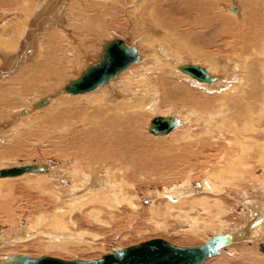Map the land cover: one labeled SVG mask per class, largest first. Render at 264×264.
<instances>
[{
    "label": "bare ground",
    "instance_id": "6f19581e",
    "mask_svg": "<svg viewBox=\"0 0 264 264\" xmlns=\"http://www.w3.org/2000/svg\"><path fill=\"white\" fill-rule=\"evenodd\" d=\"M80 1L83 3V0ZM136 1L138 4L145 3V6L146 4L150 5L148 10L144 9L145 15L142 10L138 13L139 15L136 14V17L138 16L137 28L133 31L129 30V32L126 30L129 33L127 36L121 37L119 34L118 36L114 35L106 38L107 40L104 39L105 41L104 43L101 42V45L96 43L97 35L94 38V31L89 30L88 23L94 15L103 16L107 11L109 12V7H111L110 0L84 1L87 8L91 10L92 16L86 11H83L84 13L86 12V15L81 13L79 9L82 7H77L78 5L80 6V4H77L79 2L74 4V1L70 3V0H0L1 5L15 9L13 10L15 11L14 14L9 12L10 15H5L6 17L0 22V131L1 128H4L3 130L6 129V131L17 130L34 110L38 111L45 106L54 107L53 109L55 110L51 112L59 109L61 112L59 113L58 110V114L49 119L50 126L46 123L49 127L45 130L46 133L42 137L46 138L45 140L53 141L56 147L58 146L61 149L60 151L68 153V157L71 156L70 158L67 157L63 166L70 165L72 173L70 172V177H66L67 174H64L65 172H58L60 169L62 170L60 167L61 163L59 169L49 165V163H47V166L46 163H41L38 160L15 162L16 164L14 163L9 168H4L6 166L3 165L4 167H0V169L7 170L32 166L46 168L45 171H26L12 177L28 173H41L26 180L27 184L32 183L28 186L25 185L27 187L24 190L28 192L30 190L36 191L37 196H46V198L49 196L51 198L52 203L46 202V205L56 207L55 213L51 214L55 225L49 224L60 230L66 228V225H64L65 222L63 223L62 220L63 209L59 210L61 209V207H58L59 205H64V208L69 207L72 210L77 208L80 212L89 207L87 208L88 210L86 209L89 216L99 221L100 218L98 219L97 214L103 208L110 210L120 209L123 205L133 208L134 205L131 200L136 196L134 190L129 195L126 187H135L136 182H138L136 179L148 175L147 173H156V171L161 169H164L166 174L168 171L173 172L181 164L182 166L186 165L187 162L185 160H188V167L196 166L201 169L200 174H198V180L192 183L188 178L189 176L186 175L188 180H184L186 176L184 179L182 178L185 182L181 183L182 186L179 189H173L175 193H172L173 191L165 192L159 196L166 198L169 208L172 205L177 206L185 202L193 210L196 208L194 204L200 203L201 207L199 205L197 207L203 208L210 218V220L208 219L209 222H207L209 223L208 228L215 230V234L210 240L207 239L206 242L218 236L225 238V244L219 248L218 253L204 259L201 264H204L208 259L219 256L234 244L258 243L257 246L261 245L263 249H260V247L259 249L264 253V186L263 190L260 188L263 191V193L261 192L262 196L259 195L260 198L257 197L259 199L262 198L261 201L254 200L253 197L255 195L252 191L259 184V181L263 183V180L258 181L255 176L256 173L261 169L262 174H264V0ZM238 1L241 5L238 4ZM148 2H151V4ZM94 4H96V7ZM124 7L126 8V6ZM137 7L140 9V6H135V12H137ZM65 11H67L68 17L63 15ZM133 11L132 13L134 14ZM74 15H79V17H74ZM80 21H85L84 25L80 24ZM68 22L72 23L71 25L69 24V27L76 32H73V36L70 31L72 29L67 26ZM124 25L122 24V26ZM134 26L132 29H134ZM141 31L145 33V36L147 33V36L146 38H140L143 42L140 40L139 45H136L137 36ZM141 35L144 36L142 33ZM114 41L120 42L123 49H135L138 46V53L135 50L138 60L130 61L124 70L109 78L106 84L99 85L91 91L77 94L68 92L66 87L71 82L79 79L90 66L98 65L103 57L104 47ZM202 47L206 48L207 51H203ZM228 49L234 51V59L225 56L226 54L224 53ZM184 54L186 58H191L189 59L190 61L181 62V57H184ZM92 58L96 59V61H93L94 63L92 62L89 65L82 64V61ZM185 64L198 65L204 68L213 80L208 83L200 82L190 75L182 73L179 68ZM133 68L135 70L138 69L137 75L132 74ZM80 69L82 70L78 75L77 71ZM71 73L75 75H73L74 77L77 75L78 77L69 80V74ZM178 77L184 78L188 84L177 82L176 78ZM5 80H8V82L6 83ZM3 82L6 84L2 85ZM190 86L201 89L202 92H199V94L205 97L207 102L206 105L204 104V114L202 113L201 124L203 128H201L200 134L194 132L199 135V138L197 139L198 135H195V137L193 134L191 136L196 138L194 139L195 142L185 141L186 138L189 140L193 138L185 134L186 129L183 130L182 133L184 132V134L181 137L179 136L180 138L175 139L177 141L172 147L169 146L167 149L162 146L164 149L169 150L173 155V159L169 160L165 153V157L169 162L164 163V160L161 161L166 165H159L160 167L155 170L154 167L160 157H157V149L154 146L155 138L162 136L166 139L167 135L173 130L184 125L186 120L185 116H183L184 113L180 112L182 111L180 109L178 114L175 113L176 116L180 115L181 117H171L172 114L167 115L166 113L159 115L168 110L166 109L163 112L160 106H165V102H170V105L173 102L175 103V101L179 103L176 100L177 97H180L179 95H181L180 98H183V96H187L186 94L189 90V93H192ZM34 88H37V91H40V89L47 90L42 94L44 97H38L37 100L33 98L32 100L34 101H32L31 107L20 106L21 109H15L17 106L14 104V99L23 95L20 98L21 104L27 96L33 94ZM185 92L187 93L185 94ZM39 94L41 95V93ZM199 94L194 99L197 100L200 97ZM69 95L73 97L74 103L72 104L73 107H69V105L66 108L63 106L64 104L73 102L71 99L69 100ZM203 97L200 100H204ZM188 98L186 97V100H184L187 101ZM189 99L190 101H188L196 108L195 100L191 101L192 98ZM53 100L56 101V104L52 102ZM41 102L43 103L39 105ZM4 107L8 108L5 109ZM202 107L204 106L202 105ZM170 109L172 110L173 107ZM8 112L10 116L4 117ZM147 113L157 115L155 117H171L175 120V126L168 134L154 135L149 132L152 120L151 118L148 119V132L153 136L154 144L148 140L150 137L146 139L138 130L142 128L141 122ZM188 113L190 114V111ZM188 120H186V123ZM30 125L32 126V124ZM228 134H230L229 138ZM231 134H234V137ZM219 136L222 137L221 141L224 140V142H215V140L220 138ZM18 139H21V137ZM20 143L16 146L21 147L22 144ZM217 147L220 149L221 154L219 152V154L216 153ZM62 152L60 153L63 154ZM160 154L162 153L160 152ZM162 155L164 156V153ZM178 162H181V164L178 165ZM169 163H171L170 166ZM218 164H220V167L217 166L220 171H216L222 175L217 172H211L212 170L214 171L215 166ZM187 169H189L190 173L192 167ZM181 170H178V173H181ZM215 173L220 176H213ZM262 174L261 176H263ZM177 176L180 177V174ZM6 178L0 177V187H10V184L14 183L13 179ZM235 180L241 182V184H238ZM231 181L235 182L236 185L234 186L237 189L245 185L242 188L244 192L241 189L243 193L241 194V203L244 207L241 212L243 211L246 224L242 223V226L239 225L240 227L220 233L221 231H217L215 229L217 225L214 224L217 220L219 224L225 223L218 216L221 214L220 210L223 209L220 207L221 204L217 202L219 200H213L215 202L211 204L208 200L210 198L208 195L198 198L195 194H210L214 196L222 194L225 192L227 184H231ZM232 189L233 187L230 190ZM20 190L22 191V189ZM4 191H0V211L2 207H7L5 212L10 218L14 209L9 205L14 203L10 202L8 204L9 201L5 200L6 198L14 197V201L18 203L21 196L14 195V191L12 192L11 190L6 192L4 189ZM21 191L20 193H22ZM226 191H229L228 188ZM30 199L29 197L27 201ZM40 201H43V199ZM29 204L28 202L27 205ZM183 205L185 207V204ZM172 207L174 208V206ZM213 207H216V210L218 209L217 212L210 211L211 209L213 210ZM169 208L168 210H170ZM101 214L103 215L104 213ZM188 214L185 212V217H182V219L185 218L183 220L186 223L187 221L189 222L187 223L188 229L185 232L193 233L195 231L193 225L197 224V218ZM39 215H37L39 222L40 219L47 217L45 214ZM179 215L180 218L184 216L181 213ZM241 217L243 216L241 215ZM15 221H18L16 228L15 226L13 227V224L15 225L16 223ZM28 224L29 222L23 223L19 219L14 221L11 219L9 224L10 234L0 232V250L4 251L7 247L12 246L15 248L24 242H31L36 237L35 233L38 230L34 232V229L32 230L31 228L33 224ZM50 225L49 227H51ZM19 227L21 229L27 227V230L25 231L24 229L22 231ZM51 232L47 234L40 232V236L44 235L47 238L44 242L45 248L55 249L60 247L62 249V246L67 245L69 240H72L69 232L66 235L58 231ZM66 242L67 244H64ZM21 256L33 258L30 255L12 254V252L4 254L0 252V264H16ZM239 256L240 258L245 257V251ZM36 258L42 257L39 255Z\"/></svg>",
    "mask_w": 264,
    "mask_h": 264
},
{
    "label": "rangeland",
    "instance_id": "374dc122",
    "mask_svg": "<svg viewBox=\"0 0 264 264\" xmlns=\"http://www.w3.org/2000/svg\"><path fill=\"white\" fill-rule=\"evenodd\" d=\"M84 1H90V0H83V3H81L80 0H70V3L73 2L75 4L76 2H79L77 4H80V6L79 5L78 6L76 5V6L80 7V8L82 7L81 9H79L80 12L83 13L84 15H86V12H88L91 15L92 14L91 10H89V8H87V5H86V3ZM126 1H127V3H126ZM116 2H117V4H116ZM110 3H111V5H110L111 7H109L110 10L108 9L109 12L108 11H107L108 13L106 12L107 15L106 14H104L103 16L102 15H94V17H92V18H91L92 15L90 16L91 19L89 20L88 26H89V30L90 31L91 30L94 31V33L92 32L94 38H96V35H97V39H96L97 40L96 41L97 44L99 43V44L102 45V43H104V41L107 40L106 38H110V37H112L114 35L118 36L120 34L119 36H121V37H123L125 35L127 36L129 34L128 33L129 30L133 31L138 26V18H137L138 16L136 17V14L139 15L138 13L142 10L144 15H145V13H146L145 10H148V7L150 6V5H147V4L145 6L144 5L145 3L138 4V2L136 0H133V1L132 0H119V1L118 0H112V1L110 0ZM125 3L128 4V5H126ZM131 3H132V5H131ZM148 3L151 4V2H148ZM238 4H240L239 1H238ZM94 6L96 7V4H94ZM124 6H126V8ZM135 6H140V9H139V7H137V10H136L137 12H135ZM8 8H9V10H8ZM114 8H115V10H114ZM111 9H113V10H111ZM13 10H15V9L12 8V7H8L6 5L3 6V5H1V2H0V15H1L0 16V22H1V20H3L6 17L5 15H10L9 12L14 14L15 11H13ZM124 10H126V11H124ZM127 10H129L128 13H127ZM4 11H6V12H4ZM83 11H86V12L84 13ZM112 11L114 12V14H112L113 13ZM132 11L134 12V14L132 13ZM109 14H112V15H109ZM63 15H66V17H68L67 11H65L63 13ZM77 16L79 17V15H74V17H77ZM123 16H124V18H123ZM114 17H115V19H114ZM98 20H101V21H98ZM84 22L85 21H82L80 24L84 25ZM69 24H70V22H68V25H67L68 27H69ZM80 24L78 22L79 26H80ZM122 24L123 25L125 24V25L122 26ZM132 25L133 26L135 25L136 27L134 26V29H132L133 28ZM88 26H87V29H88ZM102 27H104V28H102ZM69 28H71V27H69ZM71 29L73 30V28H71ZM72 30H70V31H71V34L73 36V32L74 33H76V32L74 30L73 31ZM97 30H99V31H97ZM113 30H114V32H113ZM105 31H106V33H105ZM109 32H111V33L108 34ZM121 33H122V35H121ZM141 33L144 34V36L141 35ZM77 34H78V32H77ZM79 34H81V33H79ZM102 34H103V36H102ZM98 35H100V36H98ZM146 36H147V33H146ZM146 36H145V33H143V31H141L138 34V36H137V39H136L137 41L135 42V43H137L136 45H139L138 43L141 40L140 38H146ZM98 37H100V38H98ZM141 42H143V40H141ZM140 45H141V43H140ZM201 49L202 50L204 49L203 51H207L206 48L202 47ZM135 50H136V53H138V46L135 47ZM233 52L234 51H232L231 49H228L224 54H226L225 55L226 57H228L230 59H234L235 55H234ZM145 56H146V54H145ZM189 59H191V58H189V57L186 58V56L184 54V57L183 56L181 57V62H188V61H190ZM89 60L84 61V62L82 61V64L84 63V64L89 65V64H92L93 61H96V59H94V58L89 59ZM81 70L82 69L77 71L78 75L81 73ZM137 70L138 69L135 70V68H133L132 74H136L137 75L138 72H139ZM135 71H137V72H135ZM73 75H74L73 73L69 74V80L70 79L73 80L76 77H78V75L76 77H74L75 75L74 76ZM181 78L180 77L176 78L177 82H179L180 84H188V82L184 78H182V79ZM5 82L7 83L8 80H5ZM6 83L3 82L2 85L6 84ZM104 87H107V86H104ZM35 89H36V91H35ZM190 89H191L192 93H189V91H190L189 90L188 93L185 92V94L187 93L186 94L187 96H185V97L183 96V98H180L181 95H179L180 97L179 98L177 97L176 100L179 103H177L174 100L175 103L174 102L173 103L175 105L172 102H171L172 103L171 105H170V102H168V103L165 102V106L164 105L162 107L160 106V108L163 110V112L166 109H168V110H166L164 113H160L159 115L166 113L167 115L168 114L169 115L172 114L171 117H181L180 115L176 116V113L177 114L179 113V109L182 110L180 112H183L185 114V115L183 114V116H185V119L186 120L189 119L187 123H186V120L184 121V125H182L184 127L180 126V127L176 128L175 130L172 131L173 133L171 132L169 135H167L166 139H165V137H162V136L157 137V138H155V142H154L153 136L151 134H149V132H148V128H149L148 119L151 118V120H152L157 115H153L151 113H149V114L147 113L146 117H144V119H143L144 123H143V121L141 122L143 124V125L141 124L142 128H139L138 130L142 133V135H144V137H146V139H148V137H150L148 140L151 141V143L154 142L156 144L155 145L153 143L154 146H155V149H157V154H158L157 157L160 156L159 159L157 160L158 163H156V165L154 167L155 170L160 167L159 165H166V164H163L161 161L164 160L163 162L167 163V162H169V160L173 159V155L167 149L169 148V146L172 147L175 144V142L177 141V140H175L176 138H180L181 135L184 134V132L182 133L183 130L186 129L185 134L187 136H191L193 134H194L193 136H195V135L197 136L198 134H200L201 128H203V126L201 124V120L203 119V114H204V111H205V105H206L207 102L205 101V97H203L201 94H199V92H202L201 89H199L197 87H194V86L193 87L190 86ZM193 89H195V90H193ZM46 91L47 90H41V89H40V91L39 90L37 91V88H34V92H33V94H31L32 96L30 95V96L26 97V95H24L26 98H25L24 101H22L23 103L21 102V104H20V98H22L23 95L19 96L18 97L19 99L18 98L14 99V101H15L14 104L17 106V107H15V109H17V108L21 109V107H26V106H27V108L31 107L30 105H32V101L37 100L38 97L39 98L40 97H44L42 94L45 93ZM161 91H162V89H161ZM39 93H41V95ZM34 94H35V97H37L36 99L34 97ZM197 94H199L200 97L196 100L194 98H196L198 96ZM150 96H152V95H150ZM188 96H189V98H192L191 101L195 100L196 108L193 107L194 105L191 102H189L190 99L188 98ZM186 97L188 98L187 101H185ZM202 97L204 98V100L202 99L203 101L200 100ZM33 98H34V100H32ZM68 98H69V100L71 99V101H73V102L72 103H67L66 105L64 104L63 106L66 107V108L69 105H70L69 107H73V105H72L74 103L73 97L69 95ZM68 98H67V100H68ZM158 98H159V96H158ZM28 99H29V101H28ZM183 100H184V102H183ZM52 102L56 104L55 100H53ZM190 103L192 104V106H190L191 105ZM198 103H199V105H198ZM200 104H202L204 107H202V105L200 107ZM2 105H4V104H2ZM23 105H25V106H23ZM179 105L182 106V107H180ZM165 107H168V108H165ZM171 107H173L172 110L170 109ZM174 107H176V108H174ZM4 108L6 109L8 107H4ZM44 108H45V110H44ZM44 108L40 109L41 111L40 110H38V111L34 110L31 113L32 115L30 114V116H28L23 121L22 125L19 126L20 128H17V130H15V131L14 130H10V131L7 130L6 131V129L3 130L4 128H1V131H0V137H1L0 138V153H2V154L0 155L1 156L0 157V164L1 163L2 164L0 165V167L6 166L4 168H9L15 162L17 163V162H23V161H29V160L30 161L38 160V161H41V163H46V164L49 163V165L55 166L56 168L57 167L59 168L60 163H61L62 165L60 167L62 168V170L59 168L60 170L58 172L59 173L60 172L61 173L65 172L64 174H67L66 177H70L71 175L69 176V174H70V172L72 173V171H70L72 167L70 168L69 167L70 165L69 166L68 165L63 166V164L65 163L64 161H66V159L68 157V153L66 154L65 152L60 151L61 149H59L58 146L56 147V144L53 141H49L48 139H47L48 140L47 141V140H45L46 138L42 137L46 133L45 130L50 126L49 119L52 118L54 115L56 116L58 114V112L60 113L61 111L58 109L59 110V111L57 110L58 112L57 111L51 112L52 110H55V109H53L54 107H50L49 108V107L45 106ZM47 108L51 109L50 112H49V109H47ZM177 108H178V110H177ZM181 108H183L185 110H183ZM194 108L197 109V110H195ZM46 109H47V111H46ZM201 109H202V111H201ZM43 110L45 111V113H43L44 112ZM189 111H190V114L188 113ZM5 116L6 117L10 116L9 112H8V114H5L4 117ZM200 117H202V118H200ZM43 120H45V121L43 122ZM185 123L188 126H186ZM30 124H32V126ZM189 124H191V125H189ZM198 127L200 128V130H199ZM27 129H30V130H27ZM193 129H194V131H193ZM12 131H13V133H12ZM8 132H10V133L8 134ZM187 132H189V133H187ZM194 132L195 133L197 132L198 134H195ZM5 133L8 134V135H6ZM16 133H18V134H16ZM42 133H43V135H41ZM14 135H16V136H14ZM186 135H185V137H186ZM231 135L234 137V134H231ZM193 136H191V137L193 138ZM229 136H230V134H228V138H229ZM15 137L17 139L21 137V139L17 140ZM219 137H220L219 138L220 140L219 139L215 140V142H220V143L224 142V140L221 141L222 137L221 136H219ZM198 138H199V135L197 136V139ZM26 139H28V140H26ZM41 139H43L44 141L41 140ZM194 139H196V138H193V139H190V140L188 138H186L185 141H187V140L188 141H194ZM171 140H172V142L169 143V141H171ZM14 142H15V144H14ZM18 142L19 143L21 142L20 143V144H22L21 147L16 146L17 144H19ZM50 144H51V146H50ZM162 146L164 148H167V149H164ZM158 147H161V148H158ZM52 148H53V150H52ZM218 149L219 148L217 147V152L216 153L219 152L221 154L220 149L219 150ZM10 152H11V154H9ZM60 152H62L63 154H61ZM160 152L162 154L164 153V156L162 154H160ZM165 153H166V156H167V158L169 160L165 157ZM170 154L172 155V158H171ZM70 157H68V158H70ZM160 158H162V159H160ZM185 162H187L186 165H184L185 167L182 166L181 162H178V165L181 164V166L173 164L174 166L176 165V166L179 167V168L174 169L173 172L172 171H168L167 172V170H166V172H167V174H166L165 170L161 169V170H159L161 172L156 171V173L155 172H152L151 174L147 173L148 175L141 176L140 179L139 178L136 179L139 183L136 182L135 187H133V188L131 186L126 187L127 188L126 191H127V193L129 195H130V193H133V190H134V193H135L136 197L131 200V203L134 205L133 208H131V206L128 207L126 205L121 206L120 209L117 208V209H111L110 210L108 208H103V210H101V212L99 211V213L97 214L98 215V219L100 218L99 221H96L95 219H93V218H91L89 216V213L87 212V210H88L87 208H89V207H86L85 209L81 210L83 212H80L79 209H77V208L75 210H72L69 207H65L64 208V205H62V206L59 205L58 207H61V209H59V210L63 209V212H64V214L62 216V220H63V223L65 222L64 225H66L65 227L67 228V229L64 228L65 230L63 228L60 229V230H57V229H55V226H51V225H55V221H54L53 217H51V216L55 213L56 207L53 206V205H50V206L46 205V202L52 203L51 202V198L48 195H47L48 197L46 198V196L45 197L37 196L36 191L34 192V191L30 190V192H28L27 190H24L28 185H31V183H32V182H30L29 184H27V182H25V181L30 179V178H32V177H34V176H38L41 173H35V174L34 173H28L26 175H22V176H18V177H7V178L13 179L14 183L12 185L10 184L11 189H10L9 186L8 187L1 186L0 187V191H2V190L4 191V189L6 190V192L10 191V190L12 192L14 191V193H15L14 195L19 196V197L21 196V199L17 203L16 201H14V197L13 198L10 197L8 199L6 198L5 201L8 200L9 201L8 204L10 202L14 203V204H10L9 205L14 210H13V212H12L10 218H9L6 215L7 213L5 212V208H7V207H4V208L2 207V209H1L2 212L0 211L1 212V214H0V232H4V233L10 234L11 230L9 231V229H10L9 228L10 227L9 224H10L11 219L13 221L15 219H19L21 222L23 221V223H28L29 222V224H31V225L33 224L32 225L33 227H31V228H32V230L34 229L33 230L34 232H37V230H38V232H37L38 234L35 233L36 237L34 239H32V241H31L32 243L29 242V241L28 242H24L23 244H20L19 246L15 247V248H13L12 246L11 247H7L6 249H4V251L0 250V252L4 253V254H8V252L9 253L12 252V254L30 255L33 258L39 257V255H40L41 257L48 256V257H55V258L63 259V260H84V261H87V260H91V259L101 258L103 255L111 253L112 251H117V250L129 247L131 245H136V244H139V243H143V242H146V241L152 240V239H162V240L168 242L169 244L177 246V247H192V246L197 247V246H200L204 242H206L207 239L210 240L211 237L215 234L214 233L215 230L208 228L209 223H207V222H209L208 219L210 220V218L205 213L206 211H204L203 208H199V207H201L200 203L199 204H194V205H196L195 206L196 208L194 207L195 209H193V210H191V206L189 204H186L185 202H182L181 205H177V206L176 205H172V206H174V208L172 206H170V208H169V206H167V200H165L166 198L159 196L160 194H163L165 192H171V191H173V189L174 190L179 189V187L182 186L181 183L183 184V182L186 181L187 176H189L188 178H189L190 182H192V183H194L195 180L196 181L198 180V178H199L198 174H200L199 172L201 171V169L199 167H196V166L188 167L187 166V164H189L188 160L187 161L185 160ZM195 163H196V161H195ZM170 164L171 163H169V166H170ZM193 165H194V161H193ZM47 166H48V164H47ZM217 166L220 167V164L216 165L215 168H214V171L212 170L211 172L219 173L218 171H220V170H219V167H217ZM64 167L65 168L67 167L66 168L67 170ZM191 167H192V169H190L191 172L189 173V171H188L189 169H187V168H191ZM178 170H181L182 172L178 173ZM216 170H218V171H216ZM217 173L213 174V176L222 175L221 173H219L220 175H218ZM260 173L261 174L263 173L261 171V169H259V172H257L255 176L258 178V181L259 180H263V183H261V181H259V184L256 185L258 187L255 186L254 190H252L250 188L253 191V194L255 195L253 198L256 201H261L262 198L259 199L260 198L259 195L262 196V193H263V191H261L260 188L263 190L264 174H262L263 176H261ZM176 174L177 175L180 174V177L177 176ZM185 176H186V178L184 179ZM226 179H227V177H226ZM236 182H238V181H236ZM238 184H241V182H238ZM25 185H27V186H25ZM227 185L228 186H226V187L228 188L229 191H226L227 190V188H226L225 192L222 193L223 195L219 194V195H215L214 196V195H210V194H195L198 198H201V197L203 198V195L204 196L208 195V197H210L208 200L211 202V204H213L216 200H219L217 202L219 204H221L220 207L223 208L224 210L223 209L220 210L221 214L218 215V216H219L220 220L224 221L225 223L219 224V221L217 220L216 223H214V224L217 225V226H215V229L217 231H221L220 233L228 232V231H230L232 229L240 227V226H242L241 225L242 223L244 225L246 224V220H245V217L243 215V211L241 212V210H243V208H244L243 204L241 203V196H242L241 194H243L242 191L244 192V189H242V188H244L245 185H242L238 189L234 186V185H236L235 182L233 183L231 181V184L228 183ZM232 187H233V189L230 190ZM168 188H171V189H168ZM20 189H22V191ZM239 189H240V191L242 189V191L238 192ZM250 189H248V191L252 193V191ZM18 190H20L22 193H20V191H18ZM257 190H258L259 194L257 193ZM172 193H175V192L173 191ZM26 196L28 198L30 197L31 199L29 201H27L28 198ZM39 197H41V198H39ZM257 197H259V198H257ZM41 199H43V201H40ZM133 200H135V201H133ZM213 200H215V201H213ZM28 202L30 203L29 205H27ZM38 204H39V207H38ZM183 204H185V207H184ZM165 205L170 210H168V208ZM198 205H199V207H197ZM214 208H215V210H214ZM134 209H136V210L133 211ZM209 210H210V208H209ZM217 210H216V207H213V210L211 209L210 211L211 212L212 211L213 212H217ZM110 211H112V212H110ZM130 211H131V213H130ZM190 211H191V213H190ZM222 211H225V212H223L224 214L222 213ZM108 212H110V213H108ZM185 212H186V214L189 213L188 214L189 216L197 218V220H196L197 224L193 225V227H195V231H193V233L192 232H185V230L188 229V224L187 223H189L188 221L186 223V221L183 220L185 218L182 219V217H185ZM101 213H104V214L102 215ZM179 213H181L184 216H181V218H180ZM39 214L40 215L41 214H45V216H47V217L45 219L44 218L40 219V222H39V217L37 216ZM241 215L243 217H241ZM43 219H44V221H43ZM243 219H244V221H243ZM101 221L103 222V224H102ZM15 222L17 224L16 223H15V225L13 224V227L15 226V228H16V226H18V221H15ZM48 224L51 227H49ZM19 228L21 229V227H19ZM24 229L26 231L27 227L26 228L24 227L21 230L24 231ZM219 229H221V230H219ZM50 230L51 231L53 230V231L51 232ZM57 231L59 233L65 234V235L69 232V234H70V236H72L71 238L73 240V241L69 240V242H72V243L69 244V242L67 241L68 244H67V242L64 243V244H67V245L63 244L64 246H62V249L60 247L59 248H55V249H52L50 247L45 248L44 242L47 240V238H45L46 236L44 237V235L40 236V232H44V233L47 234L49 232L53 233V232H57ZM39 236L41 237L42 240L40 239ZM52 237H55V236H52ZM36 239H38L39 241L36 240ZM3 244H5V243H3ZM257 244L258 243L234 244V245L230 246L231 248L228 247L227 250L223 251L219 256H217L215 258L208 259L204 264H264V253H262L260 251V249L257 246ZM63 247H65V248H63ZM11 248H13V249H11ZM243 251H245V257L243 256L242 258H240L239 254L243 253ZM235 254H237V255H235Z\"/></svg>",
    "mask_w": 264,
    "mask_h": 264
},
{
    "label": "water",
    "instance_id": "95a60500",
    "mask_svg": "<svg viewBox=\"0 0 264 264\" xmlns=\"http://www.w3.org/2000/svg\"><path fill=\"white\" fill-rule=\"evenodd\" d=\"M137 60L138 56L135 54L134 48L123 49L120 42H110L104 47L100 63L90 66L79 79L71 82L66 90L75 94L91 91L99 85L106 84L109 78L124 70L127 63ZM179 70L200 82L208 83L213 80L205 69L198 65L185 64L180 66ZM174 121L171 117H155L151 121L149 132L154 135L168 134L175 126ZM45 170L46 168L37 166L17 167L0 170V177H12L26 171ZM224 244L225 238L223 236L215 237L199 247H175L161 239H152L112 251L98 259L84 261L21 256L16 264H201L204 259L216 255L219 248ZM259 247L263 249L261 245Z\"/></svg>",
    "mask_w": 264,
    "mask_h": 264
}]
</instances>
